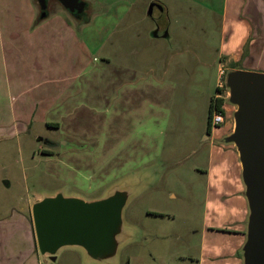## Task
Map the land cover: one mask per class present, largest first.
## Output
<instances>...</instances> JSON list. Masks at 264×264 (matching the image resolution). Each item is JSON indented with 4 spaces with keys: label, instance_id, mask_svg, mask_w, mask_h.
Masks as SVG:
<instances>
[{
    "label": "rangeland",
    "instance_id": "rangeland-1",
    "mask_svg": "<svg viewBox=\"0 0 264 264\" xmlns=\"http://www.w3.org/2000/svg\"><path fill=\"white\" fill-rule=\"evenodd\" d=\"M47 1L49 17L61 7ZM85 1L96 18L77 20L68 11L74 26L88 23L84 46L49 44L50 36L32 38L40 47L20 42L36 79L23 80L22 94L9 99L0 79V123L13 113L33 121L29 133L0 140V198L21 204L62 194L91 202L126 192L117 256L84 255V264H199L204 242L221 244L216 231L235 224L241 198L247 201L238 150L225 140L237 110L225 80L234 67L264 71V56L255 44L251 63L246 51L243 61L229 63L242 34L232 36L222 16L192 0H138L126 18L120 14L129 0ZM66 17L46 25L51 36ZM15 22L2 21L10 30L32 23ZM219 78L226 99L221 127L228 131L212 146L203 139ZM206 226L207 238L218 239L204 241ZM74 251L83 250L65 247L48 264H72Z\"/></svg>",
    "mask_w": 264,
    "mask_h": 264
},
{
    "label": "crops",
    "instance_id": "crops-1",
    "mask_svg": "<svg viewBox=\"0 0 264 264\" xmlns=\"http://www.w3.org/2000/svg\"><path fill=\"white\" fill-rule=\"evenodd\" d=\"M82 1L86 3L85 0ZM192 2L198 6L204 5L207 12L213 13L217 17L219 16V18L222 16L223 29L226 31L229 30L232 36L242 34L243 38L236 47L237 49L235 48L230 52L231 54L228 58L229 63L236 64L243 61L242 58L245 51L247 55L246 58L244 56V59L250 61L251 56L249 52L250 49L251 52H253V49L255 50V47L251 48V46H256L255 44L259 45L256 48L258 54L261 57L264 56V0H192ZM137 3L138 0H129V6L127 10L120 14V18H126L130 14L129 10L135 7ZM94 4L101 5L100 1L97 3L94 2ZM59 5L61 8H54L52 10L53 14L50 15L51 17L49 16L45 20L37 23V19L42 15L37 0H0V79L7 81V86L3 91L5 98H11L15 91L21 92L22 94V90L20 91L19 88L24 83L23 80L36 79V67H34L36 64L27 63V50L21 52L23 49L41 46L40 41L32 42L33 37L50 36L47 40L49 44H65L67 47L71 45L84 46L87 43V40L83 37L88 32L86 26L88 23H78V26H74L73 22H76L72 19L71 15H68V10L60 3ZM185 9L187 8H179V10ZM92 11L94 18H96L99 12H95V7L94 9L92 8ZM98 11H101V9ZM163 14L164 10L162 11ZM63 15L67 16L66 22L62 24L64 26L57 30L56 34L54 33L52 35V38L51 31L46 25L52 23L56 18H62ZM26 18L32 22L30 23L31 26L27 29H20L18 27L19 29L10 30L4 27L2 23L4 20L9 21V19H12L18 23L15 25L19 26L18 21ZM25 35L28 36V39L23 41ZM57 35L61 38L58 39V37H55ZM20 42L23 44L27 43V48L18 50L16 46ZM134 50L131 49L130 52ZM32 67H34L33 70H31ZM234 70L264 73V71H259L252 67V64L246 69L240 67ZM66 77L61 79H67ZM12 79L14 80L10 84ZM11 85H15V87H10ZM220 86L221 79L219 78L217 90ZM215 96H219L218 92ZM1 99L2 95H0ZM32 124L33 121L24 119L22 116L18 117L17 114L13 113L10 123H0V140L25 135L32 130ZM46 124L51 125L48 122ZM207 130L208 124L206 137L203 140L210 139L212 146H215V143L220 141L221 138L223 139L228 131L227 128L223 127L212 128L211 132ZM220 131L222 132L220 133ZM10 186L11 184L9 183L8 187ZM43 198V196L37 194L32 200H19L21 204L18 201L16 204H11L7 199L0 198V264H48V261L51 262L48 257H43L38 250L32 217L33 203ZM239 212L241 217L237 219L235 224L230 226L226 224V226L221 228H224L222 231H216L217 234H220L219 240L222 242L221 244L216 245L212 243V247L207 248L208 244L204 242L202 252L204 259L202 261L200 260L199 264H244L242 250L247 241L249 206L243 197L240 200ZM208 227L211 226L205 227L204 241H211L213 238L218 239L216 235L207 238ZM245 227L246 232L244 230ZM79 252L74 251L76 255H71L70 259L72 260V264H84L82 260H85L84 255L86 254H84V251Z\"/></svg>",
    "mask_w": 264,
    "mask_h": 264
},
{
    "label": "water",
    "instance_id": "water-1",
    "mask_svg": "<svg viewBox=\"0 0 264 264\" xmlns=\"http://www.w3.org/2000/svg\"><path fill=\"white\" fill-rule=\"evenodd\" d=\"M55 1L71 13L85 7L81 0ZM37 2L45 18L48 1ZM225 82L229 101L237 107L234 131L225 140L238 150L249 206L244 264H264V73L233 70ZM129 197L119 192L91 202L62 194L36 200L32 217L40 254L54 262L63 248L77 247L92 260L114 259Z\"/></svg>",
    "mask_w": 264,
    "mask_h": 264
},
{
    "label": "trees",
    "instance_id": "trees-1",
    "mask_svg": "<svg viewBox=\"0 0 264 264\" xmlns=\"http://www.w3.org/2000/svg\"><path fill=\"white\" fill-rule=\"evenodd\" d=\"M43 13V11H42ZM47 18V16L45 17ZM45 18H43L42 16H40L37 19V23L41 22V20H45ZM233 69H238L237 67H234ZM223 85L222 87L218 88L217 92L218 94H222L223 93ZM225 104H226V99L224 97H212V99L210 100V104H209V113H208V132H211L212 130V118L215 112H221L223 114H226V110H225Z\"/></svg>",
    "mask_w": 264,
    "mask_h": 264
},
{
    "label": "built area",
    "instance_id": "built-area-1",
    "mask_svg": "<svg viewBox=\"0 0 264 264\" xmlns=\"http://www.w3.org/2000/svg\"><path fill=\"white\" fill-rule=\"evenodd\" d=\"M224 74H225V72L224 71H221V75H224ZM222 85H223V83H221V86L220 87H222ZM218 97H223V96L220 93ZM224 123H225V114H223L221 112H215L214 115H213V118H212V122H211L212 128L213 129L219 128Z\"/></svg>",
    "mask_w": 264,
    "mask_h": 264
},
{
    "label": "flooded vegetation",
    "instance_id": "flooded-vegetation-1",
    "mask_svg": "<svg viewBox=\"0 0 264 264\" xmlns=\"http://www.w3.org/2000/svg\"><path fill=\"white\" fill-rule=\"evenodd\" d=\"M82 1V0H81ZM157 4V3H156ZM89 5H90V3H85V7H84V10L82 11V12H78V11H76V12H74L73 13V16H75V18H77V20H82V18H84V16L86 15V16H90V15H93V13H92V11H90V8H89ZM160 10H161V8H160ZM80 16H79V15ZM85 14V15H84ZM84 15V16H83ZM81 22V21H80ZM80 22H77V23H80Z\"/></svg>",
    "mask_w": 264,
    "mask_h": 264
}]
</instances>
